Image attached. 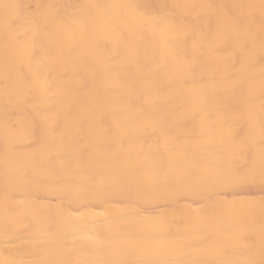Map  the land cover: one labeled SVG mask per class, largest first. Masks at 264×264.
Returning <instances> with one entry per match:
<instances>
[{
    "label": "bare ground",
    "instance_id": "6f19581e",
    "mask_svg": "<svg viewBox=\"0 0 264 264\" xmlns=\"http://www.w3.org/2000/svg\"><path fill=\"white\" fill-rule=\"evenodd\" d=\"M26 5L40 3H82V4H125L146 5L154 13L175 12L178 16L195 18L198 27L205 32L213 30L214 20L197 7L172 8L173 5L211 4H259L260 0H20ZM94 11V10H93ZM140 20L122 25L125 32L135 29L129 47L120 43L115 33L104 31L103 22L97 24L94 36L80 42L73 51L72 34L59 29L48 42L59 62H52L49 79L57 93L53 101L76 100L80 78L85 73L79 70L83 60L93 58L109 61L117 73L116 79L123 84L112 83L113 77L98 80L100 101L93 95L78 116V125L70 127L58 145L63 158L57 156L49 163L33 152L31 145L41 134L40 116L33 105L40 97L33 95V103L17 108L6 104L5 71L13 81L30 77L31 67L20 52L9 49L6 53L0 33V258L6 251V240L11 239L20 248H29L31 239L28 224L37 221L57 224L65 243L84 247L91 251L85 236L99 237L96 248H125L127 259H135L141 252L150 253L161 243H189L199 245L204 232L226 231L233 218L247 223L259 222L264 215V186L259 181L237 189L235 193H224L207 186L189 187L174 180L165 179L160 165L165 164L169 151L179 152L180 166L184 161L197 160L201 166L215 168L233 162L244 163L254 158L258 163L261 149L259 127L249 136L244 119L238 112L239 93L233 90V83L222 73L227 59L223 51L210 50L185 44L182 32L161 28H140ZM106 39L107 47L116 61H111L103 49H94V42ZM17 65H21L17 71ZM132 66L134 76L121 71ZM137 66L143 69L137 73ZM149 73L151 76L149 77ZM153 80L157 103L153 114L178 125L177 139L168 150L159 152L151 149L153 141L120 138L116 130L106 137L105 128L100 127L102 113L119 106L122 99L140 103L138 98L141 81ZM187 81L190 87H185ZM261 68L259 57L250 75L245 77L244 91L251 88L254 109L259 117L261 92ZM135 89L137 96L127 95ZM15 89L10 85L9 94ZM59 106V105H58ZM7 109V113H6ZM99 109V110H97ZM97 127L89 130L88 121L93 112ZM14 113L16 119L5 125L7 114ZM27 116L26 121L24 117ZM14 124V127H13ZM128 127L127 124L124 125ZM35 128V134L26 131ZM139 137L142 132H135ZM123 139V147L120 140ZM14 147L9 153V165L5 168V148ZM87 147L91 155H85L84 169L95 175V181L72 179L69 173L76 170V156L81 148ZM17 161L27 162L25 173L15 171ZM118 174L119 179H101ZM6 187L16 193L15 202L6 207ZM6 215L10 221L23 223L11 229L13 235L6 238L3 224ZM89 258H93L89 256ZM221 258L228 259L230 254Z\"/></svg>",
    "mask_w": 264,
    "mask_h": 264
},
{
    "label": "snow or ice",
    "instance_id": "6c2138e0",
    "mask_svg": "<svg viewBox=\"0 0 264 264\" xmlns=\"http://www.w3.org/2000/svg\"><path fill=\"white\" fill-rule=\"evenodd\" d=\"M172 8L197 7L203 14L214 20L213 30L205 32L198 27L196 20L199 16H178L175 12L154 13L146 5L138 3L125 4H82V3H40L35 6L26 5L20 0H0V33L3 35L6 53L9 49L20 52L25 62L31 67L30 77L23 81H13L11 74L5 71V99L6 104H15L20 108L24 104L33 103V95L40 97V102L33 108L40 116L41 134L31 145L33 152L49 163L57 156L63 158L58 145H62L64 135L70 127L78 125V116L86 107L87 101L94 95L99 103L100 91L96 87L98 80L113 77L112 83L123 84L116 79L117 73L109 61L93 58L83 60L79 70L85 73L80 78L79 88L76 90L77 99H60L53 101L56 96L48 72L52 62H59L60 57L54 55L48 47L51 37L59 29L72 34L73 51L80 47V42L94 36L97 24L103 22L104 31L115 33L125 48L132 43L135 29L127 32L121 29L130 21L140 20V28L153 30L168 28L182 32L185 44L210 50L223 51L227 59L224 62L222 73L233 83V90L239 93L238 112L240 118L246 121L247 133L250 136L259 127L261 149L258 163L254 158L244 163L233 162L228 165H217L215 168L201 166L193 159L185 160L180 166V153L169 151L165 164L160 165L161 175L168 180L177 181L189 187L207 186L227 193H235L246 185L259 183L264 186V0L259 4H211L200 5H173ZM94 10V11H93ZM106 39L94 42V49H103L111 61L116 56L111 55ZM259 57L261 68V92L259 98V117L254 109V99L251 88L244 91L245 77L250 75L257 65ZM17 71L21 65H17ZM122 72L134 76L132 66L122 67ZM143 69L137 66V73ZM151 73H149V77ZM141 83L139 91L140 103H131L127 98L120 101L110 111L102 113L100 127L105 128L106 137L113 130L119 133L120 138L139 139L141 142L153 141L151 149L159 152L168 150L169 145L177 139V128L182 126L172 121L157 118L153 109L157 103L154 94L153 80L146 78ZM12 86L14 94H9L8 87ZM185 87H190L187 81ZM129 96L136 97L135 89H129ZM59 105V106H58ZM99 110V109H97ZM93 110L88 127L91 131L97 127ZM7 113V109H6ZM16 119L14 113L7 114L6 127ZM24 119L27 121L28 117ZM128 127L125 128L124 125ZM14 127V124H13ZM35 134V128L26 130ZM135 132H142L137 137ZM123 147V139L120 140ZM15 153L14 147L5 148V168L9 165V153ZM85 155H91L88 148L79 150L76 156L78 165L76 170L69 173L72 179L95 181L97 177L84 169ZM27 162L17 161L15 169L18 173H25ZM101 179L117 181L118 174ZM17 199L14 191L6 187L4 202L9 203ZM264 206V200H262ZM22 220L10 221L6 215L3 224V233L6 238L13 235L11 229ZM31 234L29 248H20L14 240L8 239L5 243L6 251L0 258V264H264V215L258 223L250 220L245 223L239 218H233L226 231L217 233L204 232L199 245L189 243H161L150 253L141 252L135 259L125 258V248H96L99 237L85 236L90 242L91 251L84 247L65 243L57 224L37 221L27 225ZM223 254H230V258H221ZM92 256L93 258H89Z\"/></svg>",
    "mask_w": 264,
    "mask_h": 264
}]
</instances>
